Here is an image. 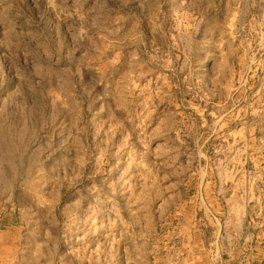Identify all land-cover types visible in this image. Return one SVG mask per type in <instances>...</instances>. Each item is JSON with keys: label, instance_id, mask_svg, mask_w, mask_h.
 <instances>
[{"label": "rangeland", "instance_id": "374dc122", "mask_svg": "<svg viewBox=\"0 0 264 264\" xmlns=\"http://www.w3.org/2000/svg\"><path fill=\"white\" fill-rule=\"evenodd\" d=\"M125 66L127 110H100ZM152 71L169 152L136 110ZM134 243L264 264V0H0V264H130Z\"/></svg>", "mask_w": 264, "mask_h": 264}, {"label": "crops", "instance_id": "0c3cea01", "mask_svg": "<svg viewBox=\"0 0 264 264\" xmlns=\"http://www.w3.org/2000/svg\"><path fill=\"white\" fill-rule=\"evenodd\" d=\"M155 48H158L157 45ZM214 64H215V69L212 70L211 72H206L205 77L207 80L212 81L214 89L219 92V94L217 95L222 97L223 95L221 93L220 88H222V85H224L223 79L225 78L224 76L225 74L222 71H220V69L218 68L216 69V61L214 62ZM147 70H150V69L147 68ZM117 75H118L117 77L118 80L116 81L117 83H114L113 85L112 84L108 85V83H105V87L110 88L109 90L110 93L113 87L115 89L114 90L115 93L113 94L114 103L104 102L103 104L99 106L100 110H105V111L109 110V111H114V112H122V111L127 110V104L125 102V100H127L128 98V95L126 93L128 89L127 81L129 78L127 66H125L124 70L121 71V73ZM231 78L232 80L234 79V74L231 76ZM167 79L168 77L165 74L161 76L159 71L157 72L152 71L150 74V77H147V79H143L142 75L138 76L137 78L138 87L139 89H144L145 91H143L140 94H137L138 96L140 97L142 96L143 98L141 99V102L137 103L136 110L140 112H143V111L152 112V114H155L156 119L155 120L151 119L153 123L152 132L150 134L151 139L154 142H163L167 146V150L169 152L170 144L175 143V140H176L174 130H170L171 128L173 129L174 126L171 124V121L169 120H167L168 122H165V123H161V120L160 121L158 120L159 115H160L159 112L161 110L169 112L170 110H174L176 107L172 103L166 102L167 100H165V98L169 99V97L172 96L171 94L172 86H170V83ZM124 80L126 82H123ZM118 97L120 101H118ZM222 105H223L222 102L217 101L216 107L222 106ZM184 109H185V106L183 104V110ZM170 117L171 116L168 114L166 119H169ZM125 118H126V114L123 115L124 123L126 122ZM112 122L113 121L109 122V124H105V129H104V135H105L104 139H107L109 142L111 141L108 135L110 132L109 129L113 126ZM143 122L144 120H142V123ZM120 124H123L122 119H121ZM125 133L126 131L121 133L120 135L121 140L126 138ZM171 155L172 154L170 153L167 154L168 157H170ZM172 157H174V155H172ZM136 238H138V234L136 235ZM136 245L137 244L135 243L132 244V246L130 247V251L132 253H129L127 255L128 256L127 259L130 260V264H142V255H143L142 246L137 247ZM188 245L192 247L190 243ZM189 258H190V255L188 253L187 260H189ZM196 259H197V256H196Z\"/></svg>", "mask_w": 264, "mask_h": 264}]
</instances>
